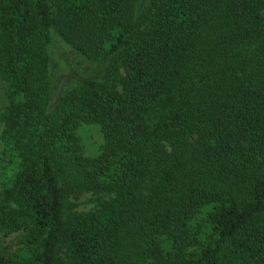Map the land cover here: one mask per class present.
Masks as SVG:
<instances>
[{"label": "trees", "instance_id": "16d2710c", "mask_svg": "<svg viewBox=\"0 0 264 264\" xmlns=\"http://www.w3.org/2000/svg\"><path fill=\"white\" fill-rule=\"evenodd\" d=\"M132 4L0 0V234L23 245L0 264H264V0ZM53 33L108 68L50 112Z\"/></svg>", "mask_w": 264, "mask_h": 264}, {"label": "rangeland", "instance_id": "374dc122", "mask_svg": "<svg viewBox=\"0 0 264 264\" xmlns=\"http://www.w3.org/2000/svg\"><path fill=\"white\" fill-rule=\"evenodd\" d=\"M151 0H134L131 14L137 19L142 12L149 10ZM51 57V100L49 111L52 112L59 98L69 90L78 88L87 80H102L106 76L108 63L92 60L66 44L56 33L51 36L47 45ZM6 84L0 79V190L2 183L13 175L12 166L8 165V151L1 140L4 131L3 116L7 106ZM80 138L82 153L87 158H96L101 155L104 147V135L100 125L83 124L77 129ZM104 198H109L104 196ZM101 197L91 193L83 194L78 199L66 197L65 216L76 213L86 215L95 211ZM22 234L3 236L0 234V251L16 253L23 245Z\"/></svg>", "mask_w": 264, "mask_h": 264}]
</instances>
